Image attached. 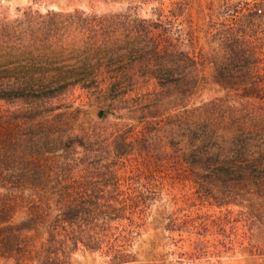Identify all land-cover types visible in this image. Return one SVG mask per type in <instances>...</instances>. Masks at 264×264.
Here are the masks:
<instances>
[{
	"label": "trees",
	"instance_id": "16d2710c",
	"mask_svg": "<svg viewBox=\"0 0 264 264\" xmlns=\"http://www.w3.org/2000/svg\"><path fill=\"white\" fill-rule=\"evenodd\" d=\"M161 25L160 13L153 20L128 9L97 15L28 8L0 19V101L20 107L6 117L0 112V256L15 264H69L71 253L83 250L100 253L104 264H137L134 253L103 237L112 220L126 218L111 199L125 138L105 145L114 155L104 157V173L90 177L75 149L87 145L84 157L101 156L99 136L67 131L65 116L49 109V100L75 88L117 101L161 96L164 111L174 100L177 122L192 134L178 158L182 179L218 208L241 207L234 217L248 231L263 223L264 203L252 197L264 196V0L244 3L227 28L207 22L213 31L187 33L191 49L162 39ZM207 69L209 77L201 76ZM206 83L225 94L192 107ZM144 117L136 118L141 126L149 124Z\"/></svg>",
	"mask_w": 264,
	"mask_h": 264
},
{
	"label": "rangeland",
	"instance_id": "374dc122",
	"mask_svg": "<svg viewBox=\"0 0 264 264\" xmlns=\"http://www.w3.org/2000/svg\"><path fill=\"white\" fill-rule=\"evenodd\" d=\"M258 1L0 0V19L17 17L28 8L41 13L46 9H79L97 15L128 9L132 15L153 20L160 13L162 39L172 41L177 49H191L186 46L189 44L187 33L201 36L206 31L227 28L230 19H237L243 13L244 3L252 5ZM234 3L238 6L235 13L224 12L225 6ZM207 22L216 24L215 28L207 27ZM201 45L205 46L203 39ZM259 71L264 78V62L259 65ZM209 73L207 69L201 76L208 78ZM224 94L216 84L206 83L204 91L197 92L190 100L191 106ZM262 95L264 98V91ZM165 102L168 101L155 95L145 99L110 100L84 95L78 88L48 101L52 115L62 113L65 116L63 126L67 131L74 134L95 131L99 136L98 142L106 154L103 152L98 156L97 152H91L86 158L87 145L75 149V156L89 164L90 177L104 173L101 166L106 161L104 157L114 155L112 152L109 155L106 144L123 136L128 145L118 159L117 188L111 193V199L127 210L126 218L112 220L103 231V237L112 240L116 247L134 253L137 264H264V216L257 230L248 231L244 223L234 217L241 207L218 208L182 179L178 158L189 144L191 128L177 122L179 115L176 116L178 108L173 107L174 100H169L167 111H164ZM157 104L164 107L157 109ZM262 104L261 112H264V101ZM17 108H20L18 103L0 101V112L4 117ZM96 108L108 111L104 120L94 117ZM149 114L155 117L148 119ZM143 115L149 123L147 126L136 121ZM96 168L100 170L96 172ZM252 201L264 203V196L252 197ZM245 205L250 206L248 202ZM158 212L163 214L160 222L151 220L150 217ZM18 218L19 214L15 219ZM104 260L100 253L77 250L71 253L69 264H104ZM15 263L14 258L0 256V264Z\"/></svg>",
	"mask_w": 264,
	"mask_h": 264
},
{
	"label": "water",
	"instance_id": "95a60500",
	"mask_svg": "<svg viewBox=\"0 0 264 264\" xmlns=\"http://www.w3.org/2000/svg\"><path fill=\"white\" fill-rule=\"evenodd\" d=\"M103 115H104V109L103 108H96L94 110V117L96 119H101L103 118Z\"/></svg>",
	"mask_w": 264,
	"mask_h": 264
}]
</instances>
